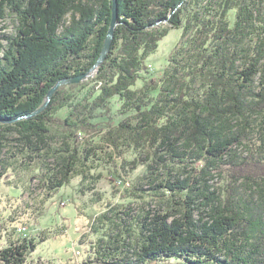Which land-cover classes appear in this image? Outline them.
Instances as JSON below:
<instances>
[{"label":"trees","instance_id":"16d2710c","mask_svg":"<svg viewBox=\"0 0 264 264\" xmlns=\"http://www.w3.org/2000/svg\"><path fill=\"white\" fill-rule=\"evenodd\" d=\"M117 6L95 76L61 87L30 117L59 81L99 61L113 0H0V25L19 22L8 45L0 27V182L10 173L25 181L35 201L23 213L37 220L74 176L83 188L101 168L122 182L138 176L134 200L150 201L108 205L90 228L102 236L85 264H264V0ZM172 29L182 40L155 78L147 60ZM4 210L1 223L14 222ZM19 228L0 231V264H27L36 250Z\"/></svg>","mask_w":264,"mask_h":264},{"label":"rangeland","instance_id":"374dc122","mask_svg":"<svg viewBox=\"0 0 264 264\" xmlns=\"http://www.w3.org/2000/svg\"><path fill=\"white\" fill-rule=\"evenodd\" d=\"M82 1L88 2L90 5L98 3V0H78V3ZM71 22L72 14L67 16L66 24L60 28L59 33L61 34L66 26H70ZM0 27L3 29L1 35L4 44L8 45L18 32L17 17L13 15L7 18ZM182 33V29L170 30L169 34L160 42L156 53L147 60L153 77L157 78L164 74L173 51L182 40ZM95 73L93 72L91 76H95ZM151 74L146 76L152 77ZM142 85L143 81H139L135 88H141ZM65 114L66 110H63L61 115ZM139 170L144 169L140 168ZM93 173L101 175L102 178L90 180L86 184L88 188H83L80 176H74L69 185L49 196L45 201L44 211L37 217V220L31 216V209L27 210L29 213H23L27 203L35 201L29 196L25 181L18 182L11 173L2 179L0 182V203L2 199L4 201L0 204V211L5 207L4 215L11 216L10 219L13 218L14 222L9 220L2 224L0 221V231L5 235L12 232L14 228H27L29 237L35 238L37 244L36 250L30 254L27 264H85L89 261V257H87L89 256V245L102 236V232L96 235L90 228L94 220L105 212L108 205L125 208L133 204L137 209L143 205V202L150 201L149 198H145V201L136 198L134 200L133 188L137 183L138 176H128L125 179L126 182L123 181L122 185H118L119 179L109 175L104 168ZM212 179L213 187L222 184V178L218 175ZM127 182L130 183L129 187L125 186ZM38 185V179L31 182V190L35 193L36 198L40 193ZM63 202L66 203V206L62 205ZM13 209L15 211L11 213ZM199 216V212H197L196 217ZM19 234H15V237H19ZM76 251H79L81 256H77Z\"/></svg>","mask_w":264,"mask_h":264},{"label":"water","instance_id":"95a60500","mask_svg":"<svg viewBox=\"0 0 264 264\" xmlns=\"http://www.w3.org/2000/svg\"><path fill=\"white\" fill-rule=\"evenodd\" d=\"M117 8H118L117 0H113V14H112L110 29H109L108 36H107L105 44H104V48L102 49L103 50L102 54L99 58V61H97L96 65L87 74L80 75L79 77H76V78H68V79H64V80L59 81L48 93L47 99L44 102V104L42 105V107H40L37 111H35L32 115H30V117L41 114L49 106V104L52 101L54 94L58 91V89H60L61 87L67 86V85L79 84V83L83 82V80L84 81L87 80L88 76H91V74L93 72H96L101 67L102 63H104L106 61L107 56L110 53V50L112 47V43L114 40V36L116 33L117 26L119 24V23H117L118 18H119Z\"/></svg>","mask_w":264,"mask_h":264},{"label":"built area","instance_id":"2783aa9c","mask_svg":"<svg viewBox=\"0 0 264 264\" xmlns=\"http://www.w3.org/2000/svg\"><path fill=\"white\" fill-rule=\"evenodd\" d=\"M122 183H123L122 181H119V182H118V185H122ZM125 186H126V187H129V186H130V183H129V182L125 183ZM62 205L65 206L64 203H62ZM18 231H19L20 233L25 234V233H27L28 230H27V228H25V227H21V228L18 229ZM76 255H77V256H81V253H80L79 251H76Z\"/></svg>","mask_w":264,"mask_h":264}]
</instances>
